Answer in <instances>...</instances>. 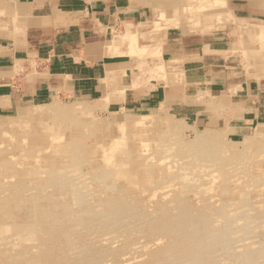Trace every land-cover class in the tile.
<instances>
[{
    "label": "rangeland",
    "instance_id": "obj_1",
    "mask_svg": "<svg viewBox=\"0 0 264 264\" xmlns=\"http://www.w3.org/2000/svg\"><path fill=\"white\" fill-rule=\"evenodd\" d=\"M66 1H73V2L75 1V2H80L83 4H88V3L97 2V1H110V2L118 1L121 4H124V3H127V1H129V0H126V1L125 0H90V1L89 0H77V1L76 0H66ZM154 1L156 3L155 4V12L152 13L151 10L146 9V13H145L144 9H141V8L139 9L140 10L139 13L142 16V18H141L142 21L143 22L148 21L147 24L143 25V26H146V31L149 32L153 29L167 31V30L172 29V28H181V25H182L181 23L184 22L187 24V27H186V25H184V26L186 27L187 33H189V34H204L207 36L222 37V38H224L225 42L229 43L228 52L226 54V56H227L226 57L227 58V67H228L227 70H231L232 69L231 67H237V68H239V72L243 71L242 73L247 74V76H249L253 73L255 74L254 70L252 69V65H251V63L254 62V60H255L252 58V56L255 58V55L258 53L261 55L264 54L263 53L264 52V46H263L264 44H262L261 45L262 47H261L260 44L263 42L258 38V35H260L259 32H261V30L264 27L254 26L252 24L253 21H246V20L243 21V19L241 21L238 18L236 19V17L233 16L232 14L228 18V15L231 13L229 10L228 0H223L224 2L221 0V3L217 2V0H184V1L183 0H154ZM173 2H174V4H172ZM175 3L176 4L178 3V4L176 5ZM194 3H196V4L194 5ZM219 3H220V6L217 5ZM188 4H190V5H188ZM214 4H216V6ZM171 9H173V10H171ZM196 11H197V13H196ZM188 12H190V13L192 12V13L188 14ZM218 12H220V13H218ZM193 13H196L199 15L202 14L201 15L202 18L204 16V14H206V15L209 14L210 15L209 18L212 20H210L208 23H209V25L211 24L210 26H213V28H211V30H209V31L206 30L205 33L202 32L201 30L203 28H200V27H203L205 25V23H204L205 21L200 20L201 23L199 25L194 26L193 22L195 21V18L193 21L192 20ZM214 14H215V16H214ZM223 15H224V17H223ZM213 16H214V18H213ZM184 17L186 18V21L183 19ZM231 17L233 20L230 19ZM188 20H190V21H188ZM226 21H227V23H226ZM216 23H217V25H216ZM225 24H226V26L224 27ZM125 25H126V27L123 26L121 28H120V26L116 25L117 27H115V29L113 28V30L110 31V35H109V39H108L109 42H106L107 39H104L106 42L105 44H106V46H109V47H111V45H116V46L120 45L119 47L123 48L122 51H120V52L116 51L117 53H112V54H122V56H125L126 58H131L137 62V65H136L137 71L136 72L139 75V77H141L139 79L142 80V77H146L149 80L153 78L152 80H154V81H157V82L163 81V82H167V83H169V80L171 79V80H173V83L177 84V86L182 85L183 83H185L187 81V79H186L187 75H186L185 70H184V69H186L185 68L186 64L184 62L183 63L179 62V64L178 63H166L165 61L162 60L161 52H160L161 49H159V52H157V51H155L157 49V47H156L157 45L150 46L149 43L143 42L141 40V38H143L144 36H140V35L138 36L137 35V38H139V39L135 38L138 40V41L136 40V42H135V48L136 49L134 50L135 51L134 53H131L130 44H128V43L130 42L132 44V42H131V39L127 38L128 34H127V30H125V28H128V25H127V23ZM150 28H153V29H150ZM195 28H197V29L199 28V30H197ZM144 32H145V30H144ZM125 33H126V35H125ZM125 38H126V40H125ZM139 47L142 49L143 48L144 49L150 48V49L148 51L147 50L145 51V50L139 49ZM129 51H130V53H129ZM230 54H231V56H230ZM149 58H151V59H149ZM145 62H146V64H145ZM169 65L172 67H170ZM155 67H156V69H155ZM183 74H184V76H182ZM162 75H164V76H162ZM50 104L60 106V107H66V108L77 106L78 107L77 109L81 110L82 113L79 110H75L74 112L72 111L69 114H67V116L69 118L65 117V119L57 120V121L54 120L52 117H51V119H50V117H47L45 121H41V122L38 121L37 119L29 121V119L24 120V117H23V119L20 118L21 113L23 114V113H27L29 111L35 112V111H37V109L40 110V108L41 109L47 108L48 106H50ZM50 104L45 105L47 107H40V108L37 106H24L23 108L20 109V111L18 113L11 115L9 117L0 118L1 119L0 122H5V120H6V121H10L11 123H14V124H9V126H7L8 128L5 125L0 127V135L2 134L0 136V151L3 149L0 152V179H1V181H0V190H1L0 191V193H1L0 194V200H2V202L4 201V203H2V205L0 204V211H1V213H0V215H1L0 216V225L2 227H4L6 225L8 228V229L6 228V232H7L6 233L5 228H2L0 226V231H1L0 237L2 236L0 238V244L3 243L2 244L3 246L0 245L2 247V248H0V251H1L0 263L1 264H3V263L5 264V262H6V264H17L18 262H19L18 264H24V263L25 264H34L35 263L34 259L40 260V258H42L43 255L48 254V253L55 255V257H53L54 259L50 260L51 264L54 262H56L54 264H61L62 257L69 259V260L68 259L63 260V261H65V264H136L135 263L136 261L139 262L137 264H143V263L149 264L150 262H152L151 259H152V256H154L155 252H156V254H158L159 253L158 251L162 250L161 249L163 247L162 245L164 244V246H165L166 245L165 243H167V242H165V241H167V237L164 236L166 231L162 230V227H163L162 223L164 221H166V219L169 220V217H171V215H172V217H178L181 215L182 216H188L189 213L194 212L193 213L194 215L200 216V214H202L201 213L202 211H203V215H201V216L204 217L205 219H207L210 216V218H208L207 221H209V223L211 222L213 226L215 224H217L218 220H219L220 224L215 225L213 228H222V230L223 229L227 230V228H228L227 222H233V225H235V221H238L239 218H241V220H239V222H238L239 224L235 225L237 230L240 232H238V234L235 235L233 237V239L231 238V240H232L231 242L233 243V245H232L233 249L225 251L224 254L229 253L228 255H230V254H233V252H235V251L237 252V251L242 249L241 252L240 251L239 252L240 253L246 252V256H244V258H241L238 264H246V262H244V261L247 258H249L248 257L249 255H251V257L253 259L251 264H264L263 263L264 262V198H263L264 197V140L262 141V143L259 146H257L258 148H255V147L251 148L250 147L251 145H248V144H250L249 142H253L254 140L257 139V134H259V135L262 134L261 133L262 131L259 130V128H262V127H255V128L253 127V129H251L250 133L248 135H246V136H249V139L245 138L246 136L244 138H241L238 136H230L229 133L224 128L211 129L212 131H214L217 134V136H215L216 137L215 143L220 144L219 146H217V148L214 147L215 145H213V147L215 148L214 149L213 147H211V145H207L205 147V145H201V144L199 145L198 144L200 146L199 147L197 145L198 142L195 145H193L196 142L195 137H197L198 134H202L206 130L205 131L193 130V128L189 127L187 125L186 121L181 118L182 116H180L174 110H170V109H166L165 111L164 110L163 111L162 110L161 111L160 110H154L151 112L150 111L146 112L144 114H139V113L138 114L137 113L132 114V113H130V114H132V116H130V117L134 118L135 121L144 120L145 126L142 128H138V127L137 128H134V127L128 128V130L126 132V137H125L124 143L110 152V150H108L109 147L115 141L116 138L120 137V131H119L120 130V128H119L120 123L119 122H123V119H122L123 114L118 116L113 110L109 111V109L105 105H103L101 102H97L94 100H87L85 98H71V99L61 98V99L55 100L54 102H52ZM81 107H84V108H81ZM33 108L34 109L36 108L35 111ZM26 109H29V110L26 111ZM84 109H85V111H84ZM89 109L90 110L93 109V110L90 111ZM83 111L84 112L87 111V112L83 113ZM91 112H93V114ZM160 112H162V113H161V115L158 116L157 114H160ZM74 115H75V117H73ZM143 115H147L148 118H142ZM79 116H81V117L79 118ZM171 116H173V117H171ZM168 118H169V120H168ZM18 119L19 120L21 119L22 122L16 123V121H18ZM23 120H24V122H23ZM65 120H66V122H64ZM21 123H22V125H21ZM177 123L178 124L181 123V125L184 123L183 129L176 130L177 126H175V125H177ZM185 123H186V125H185ZM25 124H27L29 128L26 127V129H25L24 128ZM9 127H11L12 129L11 128L9 129ZM38 127H40V128H38ZM41 127H43V128L41 129ZM46 127L52 128V131H50L46 134L45 130H44V129H46ZM174 127H175L176 132H175V130L173 131ZM18 128H19V130H18ZM99 129H100V131H99ZM94 130H95V132H94ZM19 132L20 133L22 132V134H20ZM42 132H44V133H42ZM173 133L176 135H174ZM172 134H173V136H172ZM91 135H93V136H91ZM23 136H24V138H23ZM44 136H45V139H42V138H44ZM14 137H15V139H14ZM87 137H89V138H87ZM31 139H32V141H31ZM52 139H55V140H52ZM179 139H180V141H179ZM252 139H254V140L252 141ZM46 140H48V141H46ZM172 140H174V141H172ZM17 141H19L20 144ZM42 141H43V143H42ZM178 141L181 143H178ZM173 143H174V145H173ZM175 143L178 145H176ZM22 144L24 145V147H22L23 146ZM179 144H181V145H179ZM190 144H192L193 147L195 146V148H196L195 151H192L193 149L188 148V145H190ZM148 145L150 148L148 147ZM175 145H176V147H175ZM78 146H79V148H78ZM170 146L172 147V149ZM141 147H142V149H141ZM161 147H162V149H161ZM210 147H211V149H214V150H211ZM85 148H87V149H85ZM182 148L185 150V153H184V150ZM15 149H16V152L14 151ZM143 149H144V151H143ZM178 149H179V152H178ZM190 149H191V151H190ZM38 150H40L39 151L40 154L38 153ZM169 150L171 152L170 155H168ZM42 151H44V152H42ZM45 151L47 153H45ZM145 151H146V153H145ZM161 151H163V152H161ZM196 151H198V152L196 153ZM32 153H34V154H32ZM35 153L38 154V156L36 155V157H38V158L35 157ZM84 153H86L87 156ZM127 153H129V154H127ZM235 153H237V155H238V158L236 160H234ZM16 154H18V156ZM191 154H193V155H191ZM206 154H208V155H206ZM224 154L228 157L225 158ZM75 155H78V156H75ZM111 155L113 157H111ZM250 156H252V157H250ZM27 157L28 158L31 157L32 160H31V158L25 160V158H27ZM153 157H155V158H153ZM230 157L232 158L231 160H229ZM2 158H5V160H7V162H6L7 165L5 163H4L5 165L1 164ZM53 158L54 159L56 158L58 161L54 160ZM173 158H174V161H173ZM60 159H62V160H60ZM87 159L89 160L88 162H87ZM190 159H191V161H190ZM18 161H20V162L18 163ZM136 161H138V162H136ZM91 162H93V163H91ZM94 162H96V163H94ZM134 162H136V163H134ZM170 162H173V163H170ZM76 163H79V166ZM148 163H150L151 165ZM154 163H155V165H154ZM19 164L21 167L19 166ZM35 164H37L36 165L37 167H35ZM160 164H163L165 166L162 167V165H160ZM52 166L53 167L55 166L54 169ZM191 166L193 169L191 168ZM208 166H210L211 168ZM39 167H42V168H39ZM108 167L111 169H109ZM127 167L132 168V169L128 172V175L126 177L119 175L120 177L118 176L115 179L113 178L115 176V172L118 173V172H121L122 170L127 171V169H128ZM165 167H169L170 169L169 168L166 169ZM184 167L186 169H184ZM31 168H33V169L31 170ZM37 168H38V170H35ZM49 168H50V170H49ZM100 168H102V169H100ZM188 168L192 169V170H189ZM251 168H252V170H251ZM17 169L19 171H17ZM108 170L114 171L113 172L114 174L112 173V176H110L109 175L110 172ZM16 171H17V174L15 173ZM192 171H193V173H192ZM64 172H67V173L69 172V174H67V173L64 174ZM167 172H168V174H167ZM189 172H191V173H189ZM62 173H63V175H62ZM179 173L182 175L180 176ZM187 173H189V174L186 175ZM196 173L198 174V176L196 175ZM52 174H54V175H52ZM173 174H174V176H173ZM193 174H194V176H193ZM12 175L14 176V178L12 177ZM39 175H40V178L42 177L41 179L38 178ZM98 175H100V176L98 177ZM208 175H210V176H208ZM34 176H36V177H34ZM107 176L110 178L106 179V178H108ZM1 177H3V179ZM43 177H45L46 179L48 178V179L46 180ZM73 177H74V179H73ZM168 177H170V179ZM175 177L176 178L178 177V178L176 179ZM186 177H188V178H186ZM191 177H192V179H191ZM200 177L203 178L204 180L200 179ZM215 177H216V179H215ZM239 177H240V179H239ZM57 178H60L61 180L57 179ZM42 179L45 181H43ZM35 180H36V182H33ZM79 180L82 183H84V185H85L84 186L85 189L83 190L84 194L86 193V191H87V193L90 194L89 197H87V199L89 200V202L87 204H86V202H83V203L81 202V204H80V202L79 203L76 202L79 199L78 200L75 199L77 193H74V192H78V194L79 193L82 194L79 191L81 188V185H77L80 188L75 186L78 182L80 183ZM101 180H103V181H101ZM145 180H147V181H145ZM175 180H177V181L175 182ZM210 180H211V182H210ZM213 180H214V182H213ZM7 181H8V183H7ZM42 181H43V184H42ZM106 181L109 182V184H112V186L115 184H116L115 186H120L122 188L121 192H123L122 195L120 193V196H118V193L116 191L108 190L106 188V185L102 183V182H106ZM37 183H39L41 186H39V184L36 185ZM46 183L50 186H48V185L46 186ZM209 183L210 184L211 183L212 184L217 183V185L216 184L210 185ZM248 184H249V187H248ZM60 185H62V186H60ZM86 185H88V186H86ZM100 185L102 186V188L104 187L103 189L101 188V190H100V187H101ZM181 185H183V186H181ZM22 186H24V187H22ZM42 186H46V187L43 188ZM58 186H60L61 189ZM93 186H95V187H93ZM206 186L209 188H207ZM7 187H9V188H7ZM32 187H34L35 190ZM203 187H206V188H203ZM53 188H55L54 191H53ZM56 188L57 189L59 188L60 190L59 189L57 190ZM210 188H212V189H210ZM29 189H31V191L34 190L35 192L34 191L31 192ZM36 189H38V190L36 191ZM47 189H50V190H47ZM177 189H179V190L177 191ZM27 190H29L28 191L29 193L27 192ZM42 190H43V192H42ZM128 190L129 191L132 190V192L130 193ZM192 190H193V192H192ZM199 190H200V193H198ZM24 191H26V193H28V194L24 193ZM61 191L63 193L65 192V193L63 194ZM134 191L137 194H135ZM151 191H153V193ZM260 191L261 192L263 191V192L261 193ZM57 192L59 195L57 194ZM97 192H100L101 195H100V193H98V195H97ZM103 192H104V194H103ZM114 192L117 195H115ZM169 192H171V193H169ZM235 192H238V193H235ZM47 193H50V194H47ZM66 193H68V194H66ZM151 193H152V196H151ZM20 194H22V196ZM29 194H30V196H28ZM194 194H196V195H194ZM218 194H220V196ZM33 195H34L35 199L32 197ZM45 195H46V197H44ZM103 195L106 198H103L104 197ZM107 195H109V196H107ZM153 195H155L156 197L155 196L153 197ZM158 195H160V196H158ZM205 195L206 196L208 195L207 196V198L209 197L208 200L206 199ZM215 195H216V197H215ZM94 196H95V198H94ZM170 196H171V198H170ZM194 196H196V197L194 198ZM213 196H214V198H212ZM7 197H9V198L7 199ZM157 197H159V198L161 197L159 199V201H158ZM172 197H174V198H172ZM198 197L201 198V201H198V200H200V199H198ZM107 198L109 200H107ZM115 198H116V202H118V203L122 202L121 204L125 203L127 212L124 214L118 213V217L113 218L116 220L107 219L108 217H110L109 214H106L104 219L97 217L98 214L102 213L101 211L103 209L106 212H109L108 208H110V203H112L115 200ZM135 198H136V200H135ZM143 198H144V200H142ZM204 199L206 200V204H204L205 203ZM9 200L12 203H10ZM160 200H162V201H160ZM209 200H211V203L213 201L212 205H209V203H210ZM18 201H22V202L24 201L23 206L24 205L25 206L23 207L21 205L22 202L18 203ZM47 201H48V203H47ZM65 201L68 203V206H67V203H65ZM96 201L98 203V204L96 203L97 205L94 203ZM102 201H105V202H102ZM208 201H209V203H208ZM30 202H31V204H30ZM7 203H9L10 205ZM91 204H93V206ZM33 205H35V207ZM36 205H38V206L36 207ZM87 205H89V206H87ZM200 205H203V206H200ZM61 206H62V208H60ZM204 206H206V207L202 208ZM67 207H68V210H67ZM86 207L92 208V209L90 208L91 209L90 211H92V212H90V215L92 218L91 217L88 218V217L84 216L82 219V216H81L82 215L81 213L83 212L82 209L86 210L87 209ZM223 207H224V209H222ZM76 208H78L79 210ZM153 208L156 210H154ZM198 208L199 209L202 208V209L199 210ZM214 208H215V210H214ZM239 208H242V209H240L238 211ZM55 209H58V210H55ZM71 209H74V210H71ZM165 209H166V211H165ZM197 209L199 211H197ZM212 209H213V211H215V213L212 212ZM226 209H228V210H226ZM5 210H6V212H5ZM204 210L207 211V213H205ZM233 210H234V212H233ZM249 210H250V213H249ZM49 211H51V212L48 213ZM38 212H39V214H38ZM55 212H57L58 214ZM77 212H78V214H76ZM252 212H254V213H252ZM44 213H45V215H44ZM53 213H55V214L53 215ZM204 213L207 215H205ZM213 213L217 214V215H214ZM236 213H238V215ZM255 213H258V215ZM59 214H61V215H59ZM219 214L220 215L222 214V215L220 216ZM245 214L247 216H245ZM250 214H251V216H249ZM7 215H9V217ZM154 215L157 217L154 218ZM35 216H36V218H35ZM50 216L53 219H51ZM258 216H260V217H258ZM59 217H60V219H59ZM261 217L263 219H260ZM132 218H133V220H132ZM221 218H223V219L221 220ZM226 218H227V220H226ZM36 219H37V221H36ZM22 220H23V222H21ZM44 220H47V221H44ZM50 220H52V221H50ZM60 220H62V221H60ZM150 220H151L152 224L150 223ZM129 221H131V222H129ZM133 221H135V222H133ZM212 221H215V222H212ZM54 222H56V224ZM62 222H63V224H62ZM104 222H106V223H104ZM137 222H139V223H137ZM28 223H30V224H28ZM52 223H53V225H52ZM93 223L95 226L93 225ZM260 223H261V225H260ZM70 224H72V225H70ZM97 224H99V225H97ZM240 224H241V226H239ZM9 225H10L11 229L9 228ZM37 226L40 227L41 230H39L40 228H38ZM42 226H43V228H45V226H46V230H44L42 228ZM54 226H56L57 228H54ZM153 226H155V227H153ZM137 227H139V228H137ZM251 227H253L252 232H251ZM47 228L52 233H50V232L47 233V231H48ZM61 228H63V229H61ZM150 228H154V229L151 230ZM16 229H18V230L16 231ZM27 229L31 230V231L25 232V231H28ZM148 229H150V230H148ZM32 230H33V232H32ZM134 230H135V233L133 234ZM248 230H250V231H248ZM65 231H67V232H65ZM8 232L10 234H8ZM80 232H82V233H80ZM111 232H113V233H111ZM49 234H50V236H48ZM94 234L97 237L96 236L94 237ZM119 234L120 235L123 234V236L121 235L122 236L121 237ZM129 234L132 236H130ZM81 235L82 236L86 235L87 237L85 236V238H84V236L82 237ZM92 235H93V237H92L93 239L91 238ZM134 235H136V236H134ZM137 235L138 236L141 235L139 237L140 238L142 237V238L140 239L139 237H137ZM147 235H150V236L147 237ZM8 236H9V238H8ZM80 236L82 238H79ZM252 236H253V238H252ZM262 236H263V238H262ZM12 237H13V240H12ZM31 237H33V238H31ZM128 237L131 239H129ZM244 237L245 238L248 237L247 239H249V240L246 241L247 243H250L253 240L256 242V244L251 246V247H248V246H247L248 248L244 247L245 249L250 248V250H244V248H241V249L238 248L239 250L237 249L238 245L236 242L240 239H244ZM28 238H29V241L27 242L26 240H28ZM121 238H122V240H121ZM134 238H137L136 241H132ZM9 239L12 240V242ZM32 239H34V240H32ZM79 239L81 240L82 243L80 242ZM82 239L85 242H83ZM159 239L160 240L162 239V241H160ZM2 240H3V242H2ZM40 240H42V241H40ZM257 240H258V242H257ZM68 241H73V242L75 241L73 243L74 252H75L74 258L67 255L68 254L67 252L69 249L68 245H67ZM102 241H103V243H102ZM6 242H7V244H6ZM8 242H9V244H8ZM39 242H41V243H39ZM58 242L60 244H58ZM153 242H156L155 243L156 245L153 244ZM259 242L260 243L262 242V243L260 244ZM15 243H19V245H15ZM32 243H34V245ZM35 243H36V245H35ZM80 243L83 244L82 245L83 247L81 246ZM4 244L6 246H4ZM47 244H52V245L48 246L49 250H47L48 249V247L46 246ZM125 244H127V245H125ZM257 244H259V245H257ZM29 245H31V246H29ZM261 245L263 247H261ZM21 246H23V247H21ZM27 246L29 247V249ZM62 246L63 247L65 246V247L63 248ZM73 246L71 248H73ZM143 246H144V249H143ZM50 247H51V249H50ZM126 247H127V249H126ZM149 247L150 248L152 247V248L150 249ZM3 248H4V250H2ZM9 248L11 250H9ZM14 248H17V249H14ZM38 248H40L38 250L39 252L37 251ZM25 249H27V251H29V252L27 253V251ZM43 249L47 250V252H45V250H43ZM83 249H84V251H83ZM5 250H8V252H4ZM60 250H61V252H59ZM19 251H21V252H19ZM33 251H35V252H33ZM135 252H137V253H135ZM5 253L6 254L9 253L7 255V257L10 260L6 259ZM11 253H12V255H10ZM22 253L25 255L23 256ZM32 253H36L35 254L36 257ZM39 253L42 255L41 256L38 255ZM80 254H81V256H80ZM143 254H145V256H143ZM9 255L11 256V258ZM141 256H143L144 258ZM131 257H134V258L132 259ZM140 257L143 258V259H141V261H140ZM20 258H21V260H20ZM1 259H3V260H1ZM32 259H33V261H32ZM87 259H89V261H87ZM59 260H60V262H59ZM128 260L130 263L128 262ZM149 260H150V262H149ZM21 261H22V263H21ZM31 261H32V263H31ZM123 261H124V263H123ZM39 262L43 263L42 260ZM257 262H259V263H257ZM150 264H152V263H150Z\"/></svg>",
    "mask_w": 264,
    "mask_h": 264
},
{
    "label": "crops",
    "instance_id": "obj_2",
    "mask_svg": "<svg viewBox=\"0 0 264 264\" xmlns=\"http://www.w3.org/2000/svg\"><path fill=\"white\" fill-rule=\"evenodd\" d=\"M228 3L233 16L264 27V0ZM140 8L146 13L131 1L0 0V118L24 106L85 98L122 119L163 106L196 131L224 128L244 138L253 127L264 128V76L227 70L229 43L222 37L182 28L146 31ZM126 23L133 32L143 31V42L160 46L163 61L186 64L183 85L141 80L135 60L110 53V31Z\"/></svg>",
    "mask_w": 264,
    "mask_h": 264
},
{
    "label": "bare ground",
    "instance_id": "obj_3",
    "mask_svg": "<svg viewBox=\"0 0 264 264\" xmlns=\"http://www.w3.org/2000/svg\"><path fill=\"white\" fill-rule=\"evenodd\" d=\"M90 1V0H89ZM126 1V0H125ZM129 1H131V3L133 4V5H135V6H141V7H143V8H146V9H149V10H151L152 11V13L153 12H155V1L154 0H129ZM184 1V0H183ZM223 1V0H222ZM217 2H220L221 3V0H217ZM224 2V1H223ZM170 3V2H169ZM183 3V2H182ZM220 3L219 4H217V5H219L220 6ZM167 4V3H166ZM172 4H174V2L172 3ZM176 4V3H175ZM178 4V3H177ZM176 4V5H177ZM186 4V3H185ZM196 3H194V5H195ZM200 4V3H199ZM225 4V3H224ZM188 5H190V4H188ZM215 6H216V4H214ZM223 5V4H222ZM185 7V6H184ZM199 7V6H198ZM201 8V7H200ZM203 8V7H202ZM217 8V7H216ZM221 8V7H220ZM189 9V8H188ZM211 9V8H210ZM215 9V8H214ZM171 10H173V9H171ZM176 10V9H175ZM229 10H231V9H229ZM177 11V10H176ZM180 11V10H179ZM192 11V10H191ZM195 11V10H194ZM193 11V12H194ZM227 12V11H226ZM233 12V11H232ZM182 13V12H181ZM192 13V12H191ZM190 12H188V14H191ZM196 13H197V11H196ZM196 13H193V18H192V20L194 21V18H195V21L193 22V24H194V26L195 25H199L201 22H200V20H202V21H205L204 23H205V25L203 26V27H200V28H203L201 31L202 32H204L205 33V31L207 30V31H209V30H211V28H213V26H210L209 25V21L210 20H212V19H210L209 17H210V15L209 14H204V16H203V18L201 17V15L202 14H196ZM218 13H220V12H218ZM187 14V13H186ZM216 14V13H215ZM215 14H214V16H215ZM163 15V14H162ZM175 15V14H174ZM227 15V14H226ZM231 15V13L228 15V18H229V16ZM233 15V14H232ZM178 16V15H177ZM190 16V15H189ZM214 16H213V18H214ZM220 16V15H219ZM218 16V17H219ZM259 16V15H258ZM179 17V16H178ZM191 17V16H190ZM212 17V16H211ZM223 17H224V15H223ZM252 17V16H251ZM217 18V17H216ZM234 18V17H233ZM247 18V17H246ZM185 21H186V18L184 17L183 18ZM182 19V20H183ZM191 19V18H190ZM222 19V18H221ZM230 19H232V17L230 18ZM237 19V18H236ZM224 20V19H223ZM233 20V19H232ZM188 21H190V20H188ZM219 21V20H218ZM242 21V20H241ZM244 21V20H243ZM192 22V21H191ZM234 22V21H233ZM226 23H227V21H226ZM140 24V23H139ZM142 24V23H141ZM182 25H181V28H182V30L184 31V32H186L187 33V29H186V27H187V24L186 23H181ZM184 25H186V27L184 26ZM216 25H217V23H216ZM143 26V25H142ZM226 26V24L224 25V27ZM207 28V29H206ZM195 29H197V28H195ZM197 30H199V28L197 29ZM142 32L143 31H141V30H137L136 32H133L132 30H131V28H127V38H129V39H131V42H132V44L129 42L128 44H130V51H131V53H134L135 51V42H136V40L137 39H139V38H137V35L139 36L140 34H142ZM182 32V31H181ZM136 33V34H135ZM214 33V32H213ZM260 33V35H258V38L263 42V43H261L260 44V46L262 45V44H264V28L261 30V32H259ZM125 35H126V33H125ZM116 36V35H115ZM147 36V35H146ZM135 38H137V39H135ZM205 38V37H204ZM124 39V38H123ZM125 40H126V38H125ZM138 41V40H137ZM147 41V40H146ZM128 42V41H127ZM126 42V43H127ZM141 42V41H140ZM149 42V41H148ZM115 44V43H114ZM121 44V43H120ZM124 44V43H123ZM143 44V43H142ZM173 45V44H172ZM238 45V44H237ZM236 45V46H237ZM120 46V45H119ZM119 46H116V45H111V47L109 48V51H110V53L112 54V53H117L116 51H118V52H120L121 50L119 49ZM138 46V45H137ZM159 46V45H158ZM158 46H156L157 47V49L155 50V51H157V52H159V49H160V46L158 47ZM233 46V45H232ZM264 46V45H263ZM262 47V46H261ZM139 49H142V48H140L139 47ZM150 48H148V49H142V50H149ZM208 49V48H207ZM210 50V49H209ZM236 50V49H235ZM130 51H129V53H130ZM215 51V50H214ZM161 52V51H160ZM205 52V51H204ZM218 53V52H217ZM230 53V52H229ZM264 53V52H263ZM187 55H189V54H187ZM195 55V54H194ZM130 56V55H129ZM140 56V55H139ZM185 56V55H184ZM229 56V55H228ZM230 56H231V54H230ZM247 56V55H246ZM132 57V56H131ZM144 57V56H143ZM142 57V58H143ZM136 58V57H135ZM134 58V59H135ZM152 58V57H151ZM151 58H149V59H151ZM185 58H186V56H185ZM190 58V57H189ZM195 58V57H194ZM199 58V57H198ZM252 58L253 59H255L254 60V62H252L251 63V65H252V69L254 70V72L256 73V75H257V77H263L264 76V54H256L255 55V58L252 56ZM178 60H181V59H178ZM177 60V61H178ZM250 60V59H249ZM146 61V60H145ZM166 61V60H165ZM170 61V60H169ZM176 61V60H175ZM251 61V60H250ZM148 62V61H147ZM172 62V61H171ZM194 62H196V61H194ZM142 63V62H141ZM173 63V62H172ZM178 64H179V61L177 62ZM180 63H183V62H180ZM189 63V62H188ZM192 63V62H191ZM145 64H146V62H145ZM142 65V64H141ZM168 66V65H167ZM170 66V65H169ZM170 67H172V66H170ZM215 67V66H214ZM226 67V66H225ZM176 68V67H175ZM155 69H156V67H155ZM202 69V68H201ZM200 69V70H201ZM248 69V68H247ZM164 70V69H163ZM174 70V69H173ZM172 70V71H173ZM183 70V69H182ZM188 70V69H187ZM199 70V71H200ZM122 71V70H121ZM119 72H120V70H119ZM154 72V71H153ZM188 72H190V71H188ZM123 73V72H122ZM164 73V72H163ZM167 73V72H166ZM153 74V73H152ZM109 75V74H108ZM115 75H118V74H115ZM120 75V74H119ZM168 75V74H167ZM170 75V74H169ZM177 75V74H176ZM162 76H164V75H162ZM161 76V77H162ZM182 76H184V74L182 75ZM106 77H108V76H106ZM170 77V76H169ZM175 77V76H174ZM158 78V77H157ZM153 79V78H152ZM171 80V79H170ZM180 82V81H179ZM182 82V81H181ZM231 82V81H230ZM235 82V81H234ZM163 84V83H162ZM165 84H166V82H165ZM172 84H175V83H172ZM231 84H233V83H231ZM183 85V84H182ZM173 86V85H172ZM171 86V87H172ZM177 86V85H176ZM125 89V88H124ZM173 89V88H172ZM227 89V88H226ZM239 89V88H238ZM162 90H163V88H162ZM179 90V89H178ZM183 90V89H182ZM237 90V89H236ZM106 91V90H105ZM164 91V90H163ZM172 91V90H171ZM252 91V90H251ZM255 91V90H254ZM175 92V91H174ZM179 92V91H178ZM181 93H183V92H181ZM166 94V93H165ZM170 94V93H169ZM207 94V93H206ZM207 96V95H206ZM190 99V98H189ZM182 100H184V99H182ZM206 100V99H205ZM206 102V101H205ZM92 103V102H91ZM57 104V103H56ZM207 104V103H206ZM209 104V103H208ZM37 105V104H36ZM58 105V104H57ZM102 105V104H101ZM90 106V105H89ZM92 106V105H91ZM37 107H47V106H45V105H38ZM78 107L77 106H73V107H68V108H66V107H60V106H56V105H51L50 104V106H48L47 108H40V110H38L37 109V111H35V109H34V111L35 112H27V113H21L20 115H21V119H23V117H24V120L25 119H29V121L30 120H34V119H37L38 121H45L46 120V118L47 117H50V119H51V117L54 119V120H62V119H65V117H68L67 116V114H69L70 112H74L75 110H79V109H77ZM80 108V107H79ZM81 108H84V107H81ZM98 108V107H97ZM86 109V108H85ZM85 109H84V111H85ZM196 109V108H195ZM224 109V108H223ZM27 110H29V109H26V111ZM90 110V109H89ZM93 110V109H92ZM92 110H90V111H92ZM160 111L162 110H166L165 108H163V106H162V108L161 109H159ZM80 112H81V110H79ZM83 111V113H86V112H84ZM175 111V110H174ZM25 112V111H24ZM82 113V112H81ZM92 114H93V112H91ZM95 113V112H94ZM161 113L162 112H160V114H157L158 116L159 115H161ZM192 113V112H191ZM72 114V113H71ZM80 114V113H79ZM73 115V114H72ZM82 115V114H81ZM156 115V116H157ZM83 116V115H82ZM87 116V115H86ZM73 117H75V115L73 116ZM81 116H79V118H80ZM171 117H173V116H171ZM221 117V116H220ZM69 118V117H68ZM77 118V117H76ZM142 118H148V116L147 115H143L142 116ZM159 118V117H158ZM170 118V117H169ZM169 118H168V120H169ZM19 120L18 119V121H16V123H18V122H22V120ZM220 119V118H219ZM1 120V119H0ZM15 120V119H14ZM24 120H23V122H24ZM134 120V118H131V117H126L125 119H123V122H119L120 123V137H118V138H116L115 139V141L111 144V146L109 147V149L108 150H110V152L111 151H113L115 148H117L118 146H120L121 144H123L124 143V141H125V137H126V132H127V130H128V128H132V127H134V128H142V127H144L145 126V122H144V120H140V121H133ZM28 121V120H27ZM74 121V120H73ZM80 121V120H79ZM155 121V120H154ZM10 121H6L5 120V122H0V127H2V126H9V124H14V123H9ZM15 122V121H14ZM62 122V121H61ZM64 122H66V120L64 121ZM159 122V121H158ZM29 123V122H28ZM45 123V122H44ZM37 124V123H36ZM110 124V123H109ZM21 125H22V123H21ZM27 124H25V129H26V127H28V125L26 126ZM183 125H184V123L181 125V123H177V125H175V126H177L176 127V130H178V129H183ZM185 125H186V123H185ZM59 126V125H58ZM88 126V125H87ZM86 126V127H87ZM157 126V125H156ZM13 127V126H12ZM161 127V126H160ZM190 127V126H189ZM188 127V128H189ZM8 128V127H7ZM11 127H9V129H10ZM23 128V127H22ZM29 128V127H28ZM38 128H40V127H38ZM43 127H41V129H42ZM185 128V127H184ZM198 128V127H197ZM12 129V128H11ZM21 129V128H20ZM97 129V128H96ZM105 129V128H104ZM199 129V128H198ZM18 130H19V128H18ZM45 130V133L47 134L48 132H50V131H52V128H50V127H46V129H44ZM175 130V127L173 128V131ZM176 130H175V132H176ZM13 131V130H12ZM78 131V130H77ZM76 131V132H77ZM84 131V130H83ZM87 131V130H86ZM99 131H100V129H99ZM262 132V134H257V139L256 140H254V139H252V141L253 142H249L250 144H248V145H251L250 147L251 148H253V147H255V148H258L257 146H259L261 143H262V141L264 140V129L263 130H261ZM23 132V131H22ZM22 132L20 133V134H22ZM26 132V131H25ZM94 132H95V130H94ZM97 132V131H96ZM132 132V131H131ZM13 133V132H12ZM24 133V132H23ZM42 133H44V132H42ZM183 133V132H182ZM4 134V133H3ZM25 134V133H24ZM27 134V133H26ZM108 134V133H107ZM174 134V133H173ZM173 134H172V136H173ZM216 133L214 132V131H212V130H206L205 132H203L202 134H198L197 135V137H195V143L193 144V145H195L197 142V145L199 144H201V145H205V147L207 146V145H211V147H213V145H215L214 147H216L217 148V146H219L220 144L219 143H215V141H216V137L215 136H217V134L215 135ZM2 135V134H1ZM0 135V136H1ZM64 135V134H63ZM68 135V134H67ZM174 135H176V134H174ZM9 136V135H8ZM27 136V135H26ZM25 136V137H26ZM46 136V135H45ZM45 136H44V138H42V139H45ZM91 136H93V135H91ZM104 136V135H103ZM219 136V135H218ZM7 137V136H6ZM48 137V136H47ZM55 137V136H54ZM60 137V136H59ZM90 137V136H89ZM89 137H87V138H89ZM163 137V136H162ZM221 137V136H220ZM23 138H24V136H23ZM38 138V137H37ZM36 138V139H37ZM56 138V137H55ZM85 138V137H84ZM102 138V137H101ZM183 138V137H182ZM245 138H248L249 139V136H246ZM14 139H15V137H14ZM166 139V138H165ZM52 140H55V139H52ZM98 140V139H97ZM129 140V139H128ZM163 140V139H162ZM170 140V139H169ZM15 141V140H14ZM20 141V140H19ZM19 141H17V142H19ZM31 141H32V139H31ZM46 141H48V140H46ZM57 141V140H56ZM85 141V140H84ZM171 141V140H170ZM169 141V142H170ZM172 141H174V140H172ZM179 141H180V139H179ZM178 141V143H181V142H179ZM7 142V141H6ZM35 142V141H34ZM177 142V141H176ZM42 143H43V141H42ZM49 143V142H48ZM60 143V142H59ZM140 143V142H139ZM171 143V142H170ZM223 143V142H222ZM18 144V143H17ZM19 144H20V142H19ZM41 144V143H40ZM95 144V143H94ZM158 144V143H157ZM176 144V143H175ZM218 144V145H217ZM23 145V144H22ZM42 145V144H41ZM79 145V144H78ZM86 145V144H85ZM161 145V144H160ZM173 145H174V143H173ZM172 145V146H173ZM176 145H178V144H176ZM176 145H175V147H176ZM179 145H181V144H179ZM193 145L192 144H190V145H188V148H191V149H193L192 151H195L196 150V148H195V146L193 147ZM198 145V146H199ZM21 146V145H20ZM19 146V147H20ZM46 146V145H45ZM58 146V145H57ZM80 146V145H79ZM79 146H78V148H79ZM100 146V145H99ZM169 146V145H168ZM18 147V146H17ZM22 147H24V145L22 146ZM60 147V146H59ZM148 147H149V145H148ZM171 147V146H170ZM181 147V146H180ZM186 147V146H185ZM200 147V146H199ZM211 147H210V149H211ZM213 147V148H214ZM21 148V147H20ZM29 148V147H28ZM42 148V147H41ZM82 148V147H81ZM98 148V147H97ZM150 148V147H149ZM156 148V147H155ZM187 148V149H188ZM198 148V147H197ZM204 148V147H203ZM248 148V147H247ZM27 149V148H26ZM25 149V150H26ZM33 149V148H32ZM85 149H87V148H85ZM139 149V148H138ZM141 149H142V147H141ZM157 149V148H156ZM161 149H162V147H161ZM167 149V148H166ZM171 149H172V147H171ZM180 149V148H179ZM179 149H178V152H179ZM183 149V148H182ZM191 149H190V151H191ZM207 149V148H206ZM209 149V150H210ZM215 149V148H214ZM214 149H211V150H214ZM3 150V149H2ZM1 150V151H2ZM8 150V149H7ZM119 150V149H118ZM140 150V149H139ZM148 150V149H147ZM150 150V149H149ZM168 150V149H167ZM184 150V149H183ZM203 150V149H202ZM208 150V151H209ZM226 150V149H225ZM0 151V152H1ZM15 152H16V149L14 150ZM40 150H38V153L40 154V152H39ZM87 151V150H86ZM99 151V150H98ZM143 151H144V149H143ZM172 151V150H171ZM224 151V150H223ZM7 152V151H6ZM21 152V151H20ZM42 152H44V151H42ZM100 152V151H99ZM161 152H163V151H161ZM168 152V151H167ZM198 151H196V153H197ZM229 152V151H228ZM231 152V151H230ZM5 153V152H4ZM45 153H47L46 151H45ZM55 153V152H54ZM96 153V152H95ZM142 153V152H141ZM145 153H146V151H145ZM169 154L168 155H170V150H169V152H168ZM182 153V152H181ZM184 153H185V150H184ZM195 153V152H194ZM195 153V154H196ZM224 153V152H223ZM11 154V153H10ZM19 154V153H18ZM18 154H16L17 156H18ZM23 154V153H22ZM21 154V155H22ZM32 154H34V153H32ZM84 154H86V153H84ZM127 154H129V153H127ZM161 154V153H160ZM189 154V153H188ZM26 155V154H25ZM36 155L38 156V154H36L35 153V157H36ZM49 155V154H48ZM98 155V154H97ZM167 155V154H166ZM191 155H193V154H191ZM206 155H208V154H206ZM225 155V154H224ZM7 156V155H6ZM50 156V155H49ZM75 156H78V155H75ZM86 156H87V154H86ZM103 156V155H102ZM101 156V157H102ZM116 156V155H115ZM114 156V157H115ZM32 157V156H31ZM30 157V158H31ZM34 157V158H35ZM53 157V156H52ZM55 157V156H54ZM111 157H113L112 155H111ZM117 157V156H116ZM143 157V156H142ZM184 157V156H183ZM226 157H228V156H226L225 155V158ZM250 157H252V156H250ZM30 158H25V160L26 159H30ZM33 158V159H34ZM36 158H38V157H36ZM40 158V157H39ZM49 158V157H48ZM60 158V157H59ZM85 158V157H84ZM153 158H155V157H153ZM169 158V157H168ZM167 158V159H168ZM188 158V157H187ZM195 158V157H194ZM199 158V157H198ZM220 158V157H219ZM238 158V155H237V153H235V155H234V160H236ZM22 159V158H21ZM54 159V158H53ZM63 159V158H62ZM62 159H60V160H62ZM96 159V158H95ZM94 159V160H95ZM100 159V158H99ZM105 159V158H104ZM120 159V158H119ZM162 159V158H161ZM180 159V158H179ZM201 159V158H200ZM232 158L230 157L229 158V160H231ZM2 160V163L1 164H6V162H7V160H5V158H2L1 159ZM5 160V161H4ZM14 160V159H13ZM31 160H32V158H31ZM35 160V159H34ZM33 160V161H34ZM40 160V159H39ZM54 160H57L56 158L54 159ZM65 160V159H64ZM71 160V159H70ZM92 160V159H91ZM97 160V159H96ZM109 160V159H108ZM121 160V159H120ZM169 160V159H168ZM171 160V159H170ZM183 160V159H182ZM181 160V161H182ZM193 160V159H192ZM224 160V159H223ZM222 160V161H223ZM23 161V160H22ZM58 161V160H57ZM66 161V160H65ZM86 161V160H85ZM89 160L87 159V162H88ZM100 161V160H99ZM163 161V160H162ZM173 161H174V158H173ZM190 161H191V159H190ZM214 161V160H213ZM227 161V160H226ZM245 161V160H244ZM17 162V161H16ZM20 161H18V163H19ZM40 162V161H39ZM55 162V161H54ZM86 162V163H87ZM101 162V161H100ZM104 162V161H103ZM117 162V161H116ZM119 162V161H118ZM121 162V161H120ZM125 162V161H124ZM123 162V163H124ZM136 162H138V161H136ZM136 162H134V163H136ZM144 162V161H143ZM158 162V161H157ZM24 163V162H23ZM49 163V162H48ZM80 163V162H79ZM79 163H76V164H78V166H79ZM83 163V162H82ZM85 163V162H84ZM91 163H93V162H91ZM90 163V164H91ZM94 163H96V162H94ZM170 163H173V162H170ZM196 163V162H195ZM231 163V162H230ZM245 163V162H244ZM4 164V165H5ZM75 164V165H76ZM81 164V163H80ZM148 164H150V163H148ZM158 164V163H157ZM214 164V163H213ZM7 165V164H6ZM18 165V164H17ZM16 165V166H17ZM37 164H35V167H37L36 166ZM40 165V164H39ZM59 165V164H58ZM61 165V164H60ZM115 165V164H114ZM151 165V164H150ZM154 165H155V163H154ZM160 165H162V167H164L165 165H163V164H160ZM240 165V164H239ZM19 166H20V164H19ZM116 166V165H115ZM157 166V165H156ZM189 166V165H188ZM206 166V165H205ZM220 166V165H219ZM21 167V166H20ZM53 167V166H52ZM55 167V166H54ZM54 167H53V169H54ZM202 167V166H201ZM208 167H210V166H208ZM247 167V166H246ZM39 168H42V167H39ZM81 168V167H80ZM109 168V167H108ZM128 168V167H127ZM166 169H168L169 167H165ZM191 168H192V166H191ZM211 168V167H210ZM223 168V167H222ZM233 168V167H232ZM33 168H31V170H32ZM52 169V168H51ZM100 169H102V168H100ZM109 169H111V168H109ZM114 169V168H113ZM132 168H128L127 169V171H121V172H115V176L113 177L114 179L116 178V177H118L119 175L120 176H124V177H126L127 175H128V172L131 170ZM170 169V168H169ZM184 169H186L185 167H184ZM189 169V168H188ZM193 169V168H192ZM192 169H189V170H192ZM203 169V168H202ZM213 169V168H212ZM215 169V168H214ZM259 169V168H258ZM7 170V169H6ZM35 170H38V168L37 169H35ZM49 170H50V168H49ZM82 170V169H81ZM115 170V169H114ZM153 170V169H152ZM180 170V169H179ZM183 170V169H182ZM201 170V169H200ZM236 170V169H235ZM251 170H252V168H251ZM17 171H19L18 169H17ZM17 171L15 172L16 174H17ZM40 171V170H39ZM42 171V170H41ZM72 171V170H71ZM109 171V170H108ZM177 171V170H176ZM209 171V170H208ZM215 171V170H214ZM219 171V170H218ZM70 172V171H69ZM69 172L67 173V172H64V174L65 173H67V174H69ZM110 172V176H112V173L114 172V171H109ZM198 172V171H197ZM210 172V171H209ZM226 172V171H225ZM36 173V172H35ZM59 173V172H58ZM98 173V172H97ZM102 173V172H101ZM189 173H191V172H189ZM189 173H187L186 175H188ZM192 173H193V171H192ZM201 173V172H200ZM214 173V172H213ZM217 173V172H216ZM6 174V173H5ZM12 174V173H11ZM39 174V173H38ZM114 174V173H113ZM167 174H168V172H167ZM175 174V173H174ZM174 174H173V176H174ZM180 174V173H179ZM45 175V174H44ZM52 175H54V174H52ZM62 175H63V173H62ZM97 175V174H96ZM182 174H180V176H181ZM196 175L198 176V174L196 173ZM201 175V174H200ZM9 176V175H8ZM46 176V175H45ZM60 176V175H59ZM68 176V175H67ZM72 176V175H71ZM100 175H98V177H99ZM119 176V177H120ZM190 176V175H189ZM193 176H194V174H193ZM208 176H210V175H208ZM12 177L14 178V176L12 175ZM34 177H36V176H34ZM47 177V176H46ZM51 177V176H50ZM57 177V176H56ZM55 177V178H56ZM69 177V176H68ZM96 177V176H95ZM103 177V176H102ZM108 177V176H107ZM220 177V176H219ZM2 179H3V177H1ZM38 178H40V175H39V177ZM42 178V177H41ZM40 178V179H41ZM43 178H45V177H43ZM52 178V177H51ZM50 178V179H51ZM62 178V177H61ZM65 178V177H64ZM110 177H108V178H106V179H109ZM122 178V177H121ZM169 179H170V177H168ZM176 178V177H175ZM178 178V177H177ZM176 178V179H177ZM186 178H188V177H186ZM242 178V177H241ZM21 179V178H20ZM36 179V178H35ZM46 179V178H45ZM48 179V178H47ZM46 179V180H47ZM53 179V178H52ZM57 179H60V178H57ZM71 179V178H70ZM73 179H74V177H73ZM77 179V178H76ZM75 179V180H76ZM94 179V178H93ZM173 179V178H172ZM191 179H192V177H191ZM200 179H203V178H201L200 177ZM207 179V178H206ZM215 179H216V177H215ZM239 179H240V177H239ZM27 180V179H26ZM34 180V179H33ZM39 180V179H38ZM43 180V179H42ZM61 180V179H60ZM69 180V179H68ZM197 180V179H196ZM204 180V179H203ZM0 181H1V179H0ZM28 181V180H27ZM43 181H45V180H43ZM43 181H42V184H43ZM53 181V180H52ZM80 181V180H79ZM101 181H103V180H101ZM112 181V180H111ZM145 181H147V180H145ZM149 181V180H148ZM174 181V180H173ZM177 180H175V182H176ZM187 181V180H186ZM185 181V182H186ZM202 181V180H201ZM200 181V182H201ZM24 182V181H23ZM26 182V181H25ZM33 182H36V180L35 181H33ZM32 182V183H33ZM47 182V181H46ZM64 182V181H63ZM69 182V181H68ZM94 182V181H93ZM184 182V183H185ZM210 182H211V180H210ZM213 182H214V180H213ZM212 182V183H213ZM7 183H8V181H7ZM103 184H105L106 185V188L108 189V190H112V191H116L117 193H118V196H120V193H121V195H122V193L123 192H121L122 191V188L120 187V186H115V185H113L112 186V184H109V182H102ZM211 183V184H212ZM6 184V183H5ZM4 184V185H5ZM17 184V183H16ZM28 184V183H27ZM39 183H37L36 185H38ZM101 184V183H100ZM181 184V183H180ZM210 184V183H209ZM210 184V185H211ZM214 184H216L217 185V183H214ZM214 184H212V185H214ZM220 184V183H219ZM15 185V184H14ZM33 185V184H32ZM48 184L46 183V186H47ZM77 185H81V188L79 187V186H77ZM7 186V185H6ZM29 186V185H28ZM31 186V185H30ZM39 186H41L40 184H39ZM46 186H42L43 188L44 187H46ZM48 186H50V185H48ZM53 186V185H52ZM51 186V187H52ZM60 186H62V185H60ZM60 186H58V187H60ZM68 186V185H67ZM70 186V185H69ZM75 186H77L78 188H80V192L83 194H78V192H74V193H77V195H76V197H75V199L76 200H78V201H76V202H80V204H81V202L83 203V202H86V204L89 202V200L87 199V197H89V193H87V191H86V193L84 194V192H83V190L85 189V185H84V183H82L81 181H80V183L78 182ZM86 186H88V185H86ZM101 186V185H100ZM104 186V185H103ZM174 186V185H173ZM177 186V185H176ZM181 186H183V185H181ZM204 186V185H203ZM208 186V185H207ZM206 186V187H207ZM2 187V186H1ZM17 187V186H16ZM22 187H24V186H22ZM26 187V186H25ZM36 187V186H35ZM93 187H95V186H93ZM175 187V186H174ZM202 187V186H201ZM206 187H203V188H206ZM248 187H249V184H248ZM7 188H9V187H7ZM32 188H34V187H32ZM31 188V189H32ZM41 188V187H40ZM74 188V187H73ZM87 188V187H86ZM101 188H102V186L100 187V190H101ZM104 188V187H103ZM102 188V189H103ZM198 188V187H197ZM207 188H209V187H207ZM218 188V187H217ZM261 188V187H260ZM4 189V188H3ZM24 189V188H23ZM31 189H29L30 191H31ZM54 189L55 188H53V191H54ZM57 189V188H56ZM59 189V188H58ZM57 189V190H58ZM60 189H61V187H60ZM59 189V190H60ZM69 189V188H68ZM94 189V188H93ZM98 189V188H97ZM96 189V190H97ZM176 189V188H175ZM210 189H212V188H210ZM236 189V188H235ZM234 189V190H235ZM242 189V188H241ZM240 189V190H241ZM29 190H27V192L29 191ZM34 190H35V188H34ZM33 190V191H34ZM38 189H36V191H37ZM47 190H50V189H47ZM52 190V189H51ZM99 190V189H98ZM179 189H177V191H178ZM197 190V189H196ZM219 190V189H218ZM1 191V190H0ZM3 191V190H2ZM33 191H31V192H33ZM46 191V190H45ZM65 191V190H64ZM94 191V190H93ZM103 191V190H102ZM101 191V192H102ZM129 191V190H128ZM149 191V190H148ZM181 191V190H180ZM206 191V190H205ZM210 191V190H209ZM227 191V190H226ZM225 191V192H226ZM35 192V191H34ZM41 192V191H40ZM42 192H43V190H42ZM41 192V193H42ZM51 192V191H50ZM62 192V191H61ZM60 192V193H61ZM130 193L132 192V190L131 191H129ZM147 192V191H146ZM152 193H153V191H151ZM173 192V191H172ZM183 192V191H182ZM192 192H193V190H192ZM261 192V191H260ZM263 192V191H262ZM261 192V193H262ZM20 193V192H19ZM24 193H26V191H24ZM23 193V194H24ZM29 193V192H28ZM28 193H26V194H28ZM38 193V192H37ZM55 193V192H54ZM63 193V192H62ZM65 193V192H64ZM63 193V194H64ZM98 193H100V192H97V195H98ZM108 193V192H107ZM110 193V192H109ZM115 193V192H114ZM126 193V192H125ZM134 193H135V191H134ZM149 193V192H148ZM152 193H151V196H152ZM169 193H171V192H169ZM174 193V192H173ZM195 193V192H194ZM198 193H200V190H199V192ZM229 193V192H228ZM235 193H238V192H235ZM1 194V193H0ZM36 194V193H35ZM47 194H50V193H47ZM53 194V193H52ZM57 194H58V192H57ZM66 194H68V193H66ZM70 194V193H69ZM72 194V193H71ZM93 194V193H92ZM103 194H104V192H103ZM127 194V193H126ZM135 194H137V193H135ZM140 194V193H139ZM167 194V193H166ZM165 194V195H166ZM213 194V193H212ZM21 196H22V194H20ZM25 195V194H24ZM59 195V194H58ZM96 195V196H97ZM100 195H101V193H100ZM99 195V196H100ZM111 195V194H110ZM115 195H117L116 193H115ZM129 195V194H128ZM141 195V194H140ZM194 195H196V194H194ZM204 195V194H203ZM219 196H220V194H218ZM237 195V194H236ZM28 196H30V194L28 195ZM81 196V197H80ZM104 196V195H103ZM107 196H109V195H107ZM114 196V195H113ZM142 196V195H141ZM147 196V195H146ZM150 196V197H151ZM155 195H153V197H154ZM158 196H160V195H158ZM164 196V195H163ZM175 196V195H174ZM190 196V195H189ZM206 196V195H205ZM208 196V195H207ZM207 196H206V199L208 200V198H207ZM33 198H34V195L32 196ZM36 197V196H35ZM44 197H46V195L44 196ZM101 197V196H100ZM111 197V196H110ZM122 197V196H121ZM124 197V196H123ZM126 197V196H125ZM156 197V196H155ZM177 197V196H176ZM179 197V196H178ZM196 196H194V198H195ZM215 197H216V195H215ZM9 197H7V199H8ZM94 198H95V196H94ZM93 198V199H94ZM103 198H106L105 196L103 197ZM102 198V199H103ZM109 198V197H108ZM107 198V200H109ZM145 198V197H144ZM144 198L142 199V200H144ZM158 198V201H159V199L161 198H159V197H157ZM170 198H171V196H170ZM172 198H174V197H172ZM203 198V197H202ZM212 198H214V196L212 197ZM264 198V197H263ZM35 199V198H34ZM101 199V198H100ZM198 199H200V200H198V201H201V198L200 197H198ZM13 200V199H12ZM23 200V199H22ZM42 200V199H41ZM45 200V199H44ZM53 200V199H52ZM98 200V199H97ZM106 200V201H107ZM135 200H136V198H135ZM146 200V199H145ZM167 200V199H166ZM173 200V199H172ZM175 200V199H174ZM1 202H0V204L2 205V203H4V201L2 202V200H0ZM31 201V200H30ZM62 201V200H61ZM100 201V200H99ZM98 201V202H99ZM115 201V202H114ZM112 203H110V208H108V211L109 212H106L104 209L101 211L102 213L101 214H98L97 215V217H100L101 219H104L105 218V216H106V214H109L110 215V217H108L107 219H113V218H116V217H118V213L119 214H124V213H126L127 212V209H126V205H125V203L124 204H121V203H118V202H116V198H115V200H114ZM148 201V200H147ZM160 201H162V200H160ZM178 201V200H177ZM191 201V200H190ZM204 201H205V203L204 204H206V200L204 199ZM209 201H210V203H209ZM208 201V203H209V205H212V203H213V201H212V203H211V200H209ZM215 201V200H214ZM249 201V200H248ZM8 202V201H7ZM9 202L10 203H12L10 200H9ZM20 202H22V201H18V203H20ZM24 202V201H23ZM22 202V206H23V203ZM26 202V201H25ZM39 202V201H38ZM102 202H105V201H102ZM135 202V201H134ZM156 202V201H155ZM194 202V201H193ZM218 202V201H217ZM245 202V201H244ZM250 202V201H249ZM252 202V201H251ZM36 203V202H35ZM47 203H48V201H47ZM65 203H67L66 201H65ZM92 203V202H91ZM95 204L97 203V201L96 202H94ZM93 203V204H94ZM100 203V202H99ZM109 203V202H108ZM151 203V202H150ZM179 203V202H178ZM177 203V204H178ZM187 203V202H186ZM195 203V202H194ZM7 204H9V203H7ZM30 204H31V202H30ZM29 204V205H30ZM37 204V203H36ZM93 204H91L92 206H93ZM98 204V203H97ZM96 204V205H97ZM105 204V203H104ZM107 204V203H106ZM129 204V203H128ZM148 204V203H147ZM159 204V203H158ZM197 204V203H196ZM201 204V203H200ZM215 204V203H214ZM213 204V205H214ZM238 204V203H237ZM10 205V204H9ZM167 205V204H166ZM188 205V204H187ZM198 205V204H197ZM208 205V206H209ZM216 205V204H215ZM227 205V204H226ZM251 205V204H250ZM25 206V205H24ZM23 206V207H24ZM34 207H35V205H33ZM38 205H36V207H37ZM58 206V205H57ZM56 206V207H57ZM67 206H68V203H67ZM87 206H89V205H87ZM145 206V205H144ZM200 206H203V205H200ZM249 206V205H248ZM30 207V206H29ZM55 207V208H56ZM83 207V206H82ZM100 207V206H99ZM109 207V206H108ZM139 207V206H138ZM142 207V206H141ZM140 207V208H141ZM196 207V206H195ZM206 206H204V207H202V208H205ZM210 207V206H209ZM247 207V206H246ZM17 208V207H16ZM33 208V207H32ZM54 208V207H53ZM60 208H62V206L60 207ZM79 208V207H78ZM78 208H76V209H78ZM87 208V207H86ZM91 208V207H90ZM90 208H87L86 210L84 209H82V219H83V217L85 216V217H91V215H90V212H92V211H90L91 209ZM94 208V207H93ZM165 208V207H164ZM174 208V207H173ZM188 208V207H187ZM202 208H200V209H202ZM213 208V207H212ZM219 208V207H218ZM227 208V207H226ZM35 209V208H34ZM38 209V208H37ZM44 209V208H43ZM59 209V208H58ZM58 209H55V210H58ZM64 209V208H63ZM80 209V208H79ZM78 209V210H79ZM96 209V208H95ZM150 209V208H149ZM154 209V208H153ZM199 209V208H198ZM197 209V211H199ZM207 209V208H206ZM210 209V208H209ZM208 209V210H209ZM222 209H224V207L222 208ZM237 209V208H236ZM240 209H242V208H239L238 209V211L240 210ZM10 210V209H9ZM8 210V211H9ZM16 210V209H15ZM20 210V209H19ZM67 210H68V207H67ZM71 210H74V209H71ZM143 210V209H142ZM154 210H156V209H154ZM153 210V211H154ZM196 210V209H195ZM211 210V209H210ZM214 210H215V208H214ZM218 210V209H217ZM226 210H228V209H226ZM12 211V210H11ZM66 211V210H65ZM94 211V210H93ZM134 211V210H133ZM165 211H166V209H165ZM191 211V210H190ZM245 211V210H244ZM243 211V212H244ZM5 212H6V210H5ZM15 212V211H14ZM51 211H49L48 213H50ZM64 212V211H63ZM70 212V211H69ZM68 212V213H69ZM144 212V211H143ZM148 212V211H147ZM204 212L205 213H207V211H205L204 210ZM212 212H214L215 213V211H213V209H212ZM211 212V213H212ZM219 212V211H218ZM231 212V211H230ZM233 212H234V210H233ZM237 212V211H236ZM0 213H1V211H0ZM4 213V212H3ZM55 213H57V212H55ZM55 213H53V215L55 214ZM65 213V212H64ZM98 213V212H97ZM138 213V212H137ZM168 213V212H167ZM174 213V212H173ZM194 213V212H193ZM193 213H189L188 214V216H178V217H172V215H171V217H169V220H167L166 219V221H164L162 224H163V227H162V230H165L166 232H165V234H164V236L165 237H167V241H165V242H167V243H165L166 245L164 246V244L162 245L163 247L161 248L162 250L161 251H158L159 253L158 254H156V252H155V254H154V256H152V262H150V260H149V262L150 263H152V264H238L239 263V261H240V259L241 258H244V256H246V252L245 253H240L241 252V248H244V247H246V248H248V247H251V246H253V245H255L256 244V242L253 240L252 242H250V243H247L246 241L247 240H249V239H247V238H245L244 237V239H240V240H238L236 243H237V249L239 248V249H241V250H239V251H235V252H233V254H230V255H228L227 253L226 254H224V252L225 251H228V250H231V249H233V243L231 242L232 240H231V238L233 239V237L235 236V235H237L238 234V232H240V231H238L237 230V228L235 227V225H237V224H239L238 222H239V220H241V218H239V220L238 221H235V225H233V222H227V225H228V228H227V230H222V228H213L215 225H217V224H220L219 223V220H218V223L217 224H215L214 226L212 225V223L210 224L209 223V221H207V219L208 218H210V216L207 218V219H205L204 217H202L201 215H203V211L201 212L202 214H200V216H196V215H194ZM204 213V214H205ZM210 213V214H211ZM213 213V214H214ZM247 213V212H246ZM249 213H250V210H249ZM252 213H254V212H252ZM22 214V213H21ZM32 214V213H31ZM38 214H39V212H38ZM58 214V213H57ZM56 214V215H57ZM63 214V213H62ZM70 214V213H69ZM76 214H78V212L76 213ZM92 214V213H91ZM113 214V215H112ZM132 214V213H131ZM152 214V213H151ZM198 214V213H197ZM209 214V213H208ZM228 214V213H227ZM234 214V213H233ZM237 215H238V213H236ZM248 214V213H247ZM255 214H257L258 215V213H255ZM18 215V214H17ZM20 215V214H19ZM44 215H45V213H44ZM52 215V214H51ZM59 215H61V214H59ZM74 215V214H73ZM94 215V214H93ZM133 215V214H132ZM205 215H207V214H205ZM204 215V216H205ZM214 215H217V214H214ZM220 215V214H219ZM222 215V214H221ZM220 215V216H221ZM232 215V214H231ZM241 215V214H240ZM243 215V214H242ZM256 215V216H257ZM1 216V215H0ZM8 217H9V215H7ZM11 216V215H10ZM58 216V215H57ZM56 216V217H57ZM64 216V215H63ZM71 216V215H70ZM146 216V215H145ZM149 216V215H148ZM160 216V215H159ZM245 216H247L246 214H245ZM249 216H251V214L249 215ZM263 216V215H262ZM12 217V216H11ZM132 217V216H131ZM140 217V216H139ZM147 217V216H146ZM155 217H157V216H155L154 215V218ZM223 217V216H222ZM236 217V216H235ZM258 217H260V216H258ZM2 218V217H1ZM21 218V217H20ZM23 218V217H22ZM32 218V217H31ZM34 218V217H33ZM35 218H36V216H35ZM40 218V217H39ZM38 218V219H39ZM50 218L51 219H53L51 216H50ZM66 218V217H65ZM87 218V219H88ZM92 218V217H91ZM94 218V217H93ZM120 218V217H119ZM118 218V219H119ZM127 218V217H126ZM153 218V219H154ZM246 218V217H245ZM27 219V218H26ZM48 219V218H47ZM59 219H60V217H59ZM117 219V220H118ZM152 219V220H153ZM219 219V218H218ZM223 218H221V220H222ZM260 219H263L262 217L260 218ZM16 220V219H15ZM31 220V219H30ZM63 220V219H62ZM62 220H60V221H62ZM85 220V219H84ZM113 220H116V219H113ZM121 220V219H120ZM132 220H133V218H132ZM211 220V219H210ZM220 220V221H221ZM225 220V219H224ZM226 220H227V218H226ZM248 220V219H247ZM19 221V220H18ZM36 221H37V219H36ZM44 221H47V220H44ZM50 221H52V220H50ZM55 221V220H54ZM68 221V220H67ZM143 221V220H142ZM259 221V220H258ZM21 222H23V220L21 221ZM26 222V221H25ZM49 222V221H48ZM64 222V221H63ZM63 222H62V224H63ZM98 222V221H97ZM103 222V221H102ZM112 222V221H111ZM114 222V221H113ZM129 222H131V221H129ZM133 222H135V221H133ZM132 222V223H133ZM158 222V221H157ZM212 222H215V221H212ZM222 222V221H221ZM27 223V222H26ZM42 223V222H41ZM46 223V222H45ZM55 224H56V222H54ZM68 223V222H67ZM66 223V224H67ZM104 223H106V222H104ZM131 223V224H132ZM137 223H139V222H137ZM144 223V222H143ZM150 223H151V220H150ZM255 223V222H254ZM13 224V223H12ZM28 224H30V223H28ZM27 224V225H28ZM50 224V223H49ZM58 224V223H57ZM61 224V223H60ZM92 224V223H91ZM142 224V223H141ZM152 224V223H151ZM23 225V224H22ZM52 225H53V223H52ZM69 225V224H68ZM70 225H72V224H70ZM93 225H94V223H93ZM97 225H99V224H97ZM102 225V224H101ZM114 225V224H113ZM129 225V224H128ZM155 225V224H154ZM249 225V224H248ZM260 225H261V223H260ZM263 225V224H262ZM1 226V225H0ZM6 226V225H5ZM2 227V228H5V232H6V228H7V226L6 227ZM74 226V225H73ZM95 226V225H94ZM103 226V225H102ZM101 226V227H102ZM239 226H241V224L239 225ZM243 226V225H242ZM17 227V226H16ZM30 227V226H29ZM38 227V226H37ZM51 227V226H50ZM61 227V226H60ZM118 227V226H117ZM153 227H155V226H153ZM218 227V226H217ZM250 227V226H249ZM9 228H10V225H9ZM38 228H40V227H38ZM42 228H43V226H42ZM54 228H57L56 226H54ZM123 228V227H122ZM125 228V227H124ZM127 228V227H126ZM137 228H139V227H137ZM141 228V227H140ZM145 228V227H144ZM147 228V227H146ZM158 228V227H157ZM245 228V227H244ZM252 228L253 227H251V232H252ZM8 229V228H7ZM11 229V228H10ZM34 229V228H33ZM44 230H46V226H45V228H43ZM61 229H63V228H61ZM71 229V228H70ZM75 229V228H74ZM129 229V228H128ZM151 230H153L154 228H150ZM150 229H148V230H150ZM262 229V228H261ZM18 229H16V231H17ZM28 230V229H27ZM35 230V229H34ZM39 230H41V228L39 229ZM47 230H48V228H47ZM77 230V229H76ZM108 230V229H107ZM126 230V229H125ZM147 230V229H146ZM160 230V229H159ZM259 230V229H258ZM21 231V230H20ZM25 231V230H24ZM31 230H28V231H25V232H30ZM248 231H250V230H248ZM260 231V230H259ZM1 232V231H0ZM3 232V231H2ZM32 232H33V230H32ZM35 232V231H34ZM48 232H50L49 230L47 231V233ZM65 232H67V231H65ZM70 232V231H69ZM123 232V231H122ZM130 232V231H129ZM140 232V231H139ZM158 232V231H157ZM164 232V231H163ZM162 232V233H163ZM7 233V232H6ZM16 233V232H15ZM18 233V232H17ZM43 233V232H42ZM50 233H52V232H50ZM54 233V232H53ZM80 233H82V232H80ZM110 233V232H109ZM111 233H113V232H111ZM135 233V230H134V232H133V234ZM138 233V232H137ZM142 233V232H141ZM146 233V232H145ZM144 233V234H145ZM156 233V232H155ZM250 233V232H249ZM254 233V232H253ZM252 233V234H253ZM8 234H10L9 232H8ZM12 234V233H11ZM36 234V233H35ZM76 234V233H75ZM79 234V233H78ZM88 234V233H87ZM86 234V235H87ZM124 234V233H123ZM123 234H121L122 236H123ZM126 234V233H125ZM128 234V233H127ZM131 234V233H130ZM129 234V235H130ZM158 234V233H157ZM156 234V235H157ZM161 234V233H160ZM245 234V233H244ZM6 235V234H5ZM15 235V234H14ZM52 235V234H51ZM58 235V234H57ZM77 235V234H76ZM86 235H83L84 236V238H85V236ZM107 235V234H106ZM120 235V234H119ZM120 235V236H121ZM153 235V234H152ZM241 235V234H240ZM246 235V234H245ZM48 236H50V234L48 235ZM47 236V237H48ZM82 236V235H81ZM79 237V238H82V237ZM96 235L94 234V237H95ZM99 236V235H98ZM101 236V235H100ZM111 236V235H110ZM119 236V237H120ZM121 236V237H122ZM130 236H132V235H130ZM134 236H136V235H134ZM139 236H141V235H139ZM138 235H137V237H139ZM148 236H150V235H147V237ZM163 236V237H164ZM232 236V237H231ZM260 236V235H259ZM2 237V236H1ZM0 237V238H1ZM11 237V236H10ZM46 237V236H45ZM54 237V236H53ZM78 237V236H77ZM87 237V236H86ZM89 237V236H88ZM93 237V235L91 236V238ZM97 237V236H96ZM162 237V238H163ZM164 237V238H165ZM256 237V236H255ZM8 238H9V236H8ZM31 238H33V237H31ZM49 238V237H48ZM129 238V237H128ZM140 238V237H139ZM142 238V237H141ZM140 238V239H141ZM151 238V237H150ZM238 238V237H237ZM252 238H253V236H252ZM259 238V237H258ZM262 238H263V236H262ZM21 239V238H20ZM44 239V238H43ZM73 239V238H72ZM90 239V238H89ZM93 239V238H92ZM104 239V238H103ZM129 239H131V238H129ZM136 239L137 238H134L132 241H136ZM139 239V240H140ZM149 239V238H148ZM235 239V238H234ZM6 240V239H5ZM4 240V241H5ZM10 240V239H9ZM12 240H13V237H12ZM12 240H10L11 242H12ZM32 240H34V239H32ZM80 240V239H79ZM83 240V239H82ZM113 240V239H112ZM120 240V239H119ZM118 240V241H119ZM121 240H122V238H121ZM120 240V241H121ZM152 240V239H151ZM160 240V239H159ZM252 240V239H251ZM263 240V239H262ZM8 241V240H7ZM9 241V242H10ZM16 241V240H15ZM27 242L29 241V238H28V240H26ZM40 241H42V240H40ZM48 241V240H47ZM57 241V240H56ZM131 241V242H132ZM160 241H162V239L160 240ZM234 241V240H233ZM236 241V240H235ZM2 242H3V240H2ZM9 242H8V244H9ZM75 242V241H74ZM73 241H68V243H67V245H68V256H70V257H72V258H74V254H75V252H74V246H73V243H74ZM77 242V241H76ZM80 242H81V240H80ZM83 242H85L84 240H83ZM90 242V241H89ZM98 242V241H97ZM96 242V243H97ZM100 242V241H99ZM139 242V241H138ZM257 242H258V240H257ZM39 243H41V242H39ZM44 243V242H43ZM42 243V244H43ZM79 243V242H78ZM82 243V242H81ZM80 243V244H81ZM102 243H103V241H102ZM110 243V242H109ZM156 242H153V244H155ZM158 243V242H157ZM260 243V242H259ZM262 243V242H261ZM260 243V244H261ZM3 244V243H2ZM2 244H0V245H2ZM6 244H7V242H6ZM31 244V243H30ZM33 245H34V243H32ZM58 244H60L59 242H58ZM107 244V243H106ZM105 244V245H106ZM123 244V243H122ZM149 244V243H148ZM147 244V245H148ZM161 244V243H160ZM15 245H19V243H15ZM24 245V244H23ZM35 245H36V243H35ZM41 245V244H40ZM49 245H52V244H47L46 246L48 247ZM62 245V244H61ZM83 244H81V246H82ZM85 245V244H84ZM103 245V244H102ZM110 245V244H109ZM125 245H127V244H125ZM129 245V244H128ZM156 245V244H155ZM154 245V246H155ZM257 245H259V244H257ZM3 246V245H2ZM4 246H6L5 244H4ZM29 246H31V245H29ZM39 246V245H38ZM73 246V248H71ZM131 246V245H130ZM248 246V247H247ZM12 247V246H11ZM21 247H23V246H21ZM28 247V246H27ZM40 247V246H39ZM43 247V246H42ZM63 247V246H62ZM65 247V246H64ZM63 247V248H64ZM83 247V246H82ZM93 247V246H92ZM153 247V246H152ZM151 247V248H152ZM261 247H263L262 245H261ZM0 248H2L1 246H0ZM85 248V247H84ZM91 248V247H90ZM94 248V247H93ZM139 248V247H138ZM150 248V247H149ZM150 248V249H151ZM157 248V247H156ZM155 248V249H156ZM14 249H17V248H14ZM28 249H29V247H28ZM40 248H38L37 249V251L39 250ZM46 249V248H45ZM45 249H43V250H45ZM50 249H51V247H50ZM59 249V248H58ZM61 249V248H60ZM78 249V248H77ZM92 249V248H91ZM126 249H127V247H126ZM143 249H144V246H143ZM160 249V248H159ZM257 249V248H256ZM261 249V248H260ZM2 250H4V248L2 249ZM9 250H11L10 248H9ZM22 250V249H21ZM26 251H27V249H25ZM24 250V251H25ZM35 250V249H34ZM47 250H49V247H48V249ZM47 250H45V252H47ZM94 250V249H93ZM113 250V249H112ZM129 250V249H128ZM131 250V249H130ZM133 250V249H132ZM244 250H250V248L249 249H245L244 248ZM258 250V249H257ZM25 251V252H26ZM36 251V250H35ZM35 251H33V252H35ZM41 251V250H40ZM52 251V250H51ZM55 251V250H54ZM83 251H84V249H83ZM140 251V250H139ZM152 251V250H151ZM254 251V250H253ZM261 251V250H260ZM259 251V252H260ZM4 252H8V250H5ZM11 252V251H10ZM19 252H21V251H19ZM29 251H27V253H28ZM31 252V251H30ZM39 252V251H38ZM56 252V251H55ZM59 252H61V250L59 251ZM79 252V251H78ZM82 252V251H81ZM112 252V251H111ZM147 252V251H146ZM153 252V251H152ZM239 252V253H238ZM244 252V251H243ZM256 252V251H255ZM263 252V251H262ZM0 253H1V251H0ZM90 253V252H89ZM135 253H137V252H135ZM149 253V252H148ZM248 253V252H247ZM9 254V253H8ZM8 254H6L5 253V255H6V259H9L8 257H7V255ZM23 254V253H22ZM21 254V255H22ZM34 256H35V254L36 253H32ZM56 254V253H55ZM100 254V253H99ZM131 254V253H130ZM224 254V255H223ZM253 254V253H252ZM10 255H12V253L10 254ZM9 255V256H10ZM16 255V254H15ZM25 254H23V256H24ZM27 255V254H26ZM38 255H42V254H38ZM57 255V254H56ZM101 255V254H100ZM149 255V254H148ZM257 255V254H256ZM4 256V255H3ZM20 256V255H19ZM60 256V255H59ZM58 256V257H59ZM80 256H81V254H80ZM105 256V255H104ZM126 256V255H125ZM134 256V255H133ZM139 256V255H138ZM143 256H145V254H143ZM143 256H141V257H143ZM13 257V256H12ZM36 257V256H35ZM38 257V256H37ZM53 257H55V255H52V254H50V253H48V254H45V255H43V257L42 258H40V260H35L34 259V261H35V263L34 264H51V259L53 260L54 258ZM79 257V256H78ZM140 257V261H141V259H143V258H141ZM249 258H247L244 262H246V264H251V262L253 261V259H252V257H251V255H249L248 256ZM3 258V257H2ZM10 258H11V256H10ZM29 258V257H28ZM132 259L134 258V257H131ZM130 258V259H131ZM138 258V257H137ZM136 258V259H137ZM147 258V257H146ZM246 258V257H245ZM254 258V257H253ZM18 259V258H17ZM65 259H68V258H65V257H62V262H61V264H65V261H63V260H65ZM76 259V258H75ZM74 259V260H75ZM150 259V258H149ZM1 260H3V259H1ZM10 260V259H9ZM12 260V259H11ZM16 260V259H15ZM20 260H21V258H20ZM19 260V261H20ZM42 260V262L43 263H41V262H39V261H41ZM61 260V259H60ZM60 260H59V262H60ZM69 260V259H68ZM5 261V260H4ZM13 261V260H12ZM32 261H33V259H32ZM32 261H31V263H32ZM48 261V262H47ZM77 261V260H76ZM87 261H89V259H87ZM133 261V260H132ZM146 261V260H145ZM3 262V261H2ZM25 262V261H24ZM58 262V261H57ZM69 262V261H68ZM126 262V261H125ZM128 262H129V260H128ZM8 263V262H7ZM11 263V262H10ZM13 263V262H12ZM15 263V262H14ZM17 263V262H16ZM19 263V262H18ZM17 263V264H18ZM21 263H22V261H21ZM54 263H56V262H54ZM54 263H52V264H54ZM98 263V262H97ZM123 263H124V261H123ZM130 263V262H129ZM136 264L137 263H139V262H135ZM142 263V262H141ZM149 263V264H150ZM257 263H259V262H257ZM264 263V262H263ZM1 264V263H0ZM4 264V263H3ZM5 264H6V262H5ZM25 264V263H24ZM144 264V263H143Z\"/></svg>",
    "mask_w": 264,
    "mask_h": 264
}]
</instances>
